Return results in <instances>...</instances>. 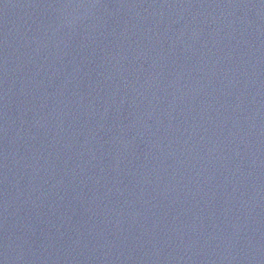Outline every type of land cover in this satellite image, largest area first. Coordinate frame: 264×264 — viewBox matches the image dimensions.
<instances>
[{
	"label": "water",
	"instance_id": "1",
	"mask_svg": "<svg viewBox=\"0 0 264 264\" xmlns=\"http://www.w3.org/2000/svg\"><path fill=\"white\" fill-rule=\"evenodd\" d=\"M0 264H264V0H0Z\"/></svg>",
	"mask_w": 264,
	"mask_h": 264
}]
</instances>
